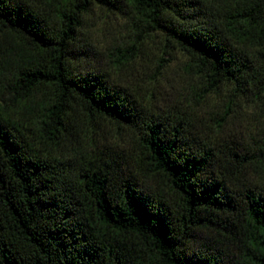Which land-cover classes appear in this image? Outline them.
I'll use <instances>...</instances> for the list:
<instances>
[{
	"label": "trees",
	"instance_id": "1",
	"mask_svg": "<svg viewBox=\"0 0 264 264\" xmlns=\"http://www.w3.org/2000/svg\"><path fill=\"white\" fill-rule=\"evenodd\" d=\"M0 264H264V0H0Z\"/></svg>",
	"mask_w": 264,
	"mask_h": 264
},
{
	"label": "rangeland",
	"instance_id": "2",
	"mask_svg": "<svg viewBox=\"0 0 264 264\" xmlns=\"http://www.w3.org/2000/svg\"><path fill=\"white\" fill-rule=\"evenodd\" d=\"M92 18L90 20L95 21V18L97 17H92ZM116 22L117 20H114L113 22H110V24L108 25H103L102 22L99 29L97 30L92 29L90 31L89 41L93 45H95L99 51H104L105 48L116 44L117 42L122 40V37L125 38V36L128 35V33L126 34V29L123 27V25L122 24L118 25ZM153 67H154V61L150 63V66L148 68L146 67L145 70H143L142 66H139L134 73L130 74V77L132 79L138 80L139 82L144 81L147 84L150 81H152L153 70L151 72V69ZM181 75H182L181 67L179 63L176 61L175 63L172 64L171 69H169L167 74V79L166 81H164L165 86L162 88V93L165 94L168 100L172 101V104H174V101L179 98L178 93H180V87L183 84ZM215 110L216 108L212 109V111ZM203 120L208 121V123H211V117H209V115L207 114H205Z\"/></svg>",
	"mask_w": 264,
	"mask_h": 264
}]
</instances>
